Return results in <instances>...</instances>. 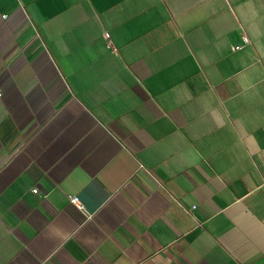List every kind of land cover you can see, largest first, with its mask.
Listing matches in <instances>:
<instances>
[{"label":"crops","instance_id":"obj_1","mask_svg":"<svg viewBox=\"0 0 264 264\" xmlns=\"http://www.w3.org/2000/svg\"><path fill=\"white\" fill-rule=\"evenodd\" d=\"M0 264H264V0H0Z\"/></svg>","mask_w":264,"mask_h":264},{"label":"built area","instance_id":"obj_2","mask_svg":"<svg viewBox=\"0 0 264 264\" xmlns=\"http://www.w3.org/2000/svg\"><path fill=\"white\" fill-rule=\"evenodd\" d=\"M106 37L109 38L110 35H109V34H106ZM245 41L247 42V41H248V38H245ZM240 48H241V46H236V47H235V50L240 49ZM35 192H36V190H35ZM70 199H71V202H72L77 208H79V209H81V210L84 209V205L82 204V202H81V200H80V198H79L78 196H71Z\"/></svg>","mask_w":264,"mask_h":264}]
</instances>
